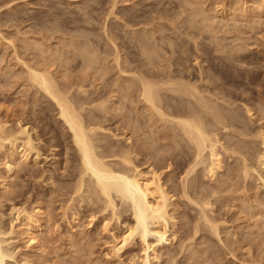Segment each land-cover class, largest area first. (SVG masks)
<instances>
[{
  "label": "rangeland",
  "instance_id": "rangeland-1",
  "mask_svg": "<svg viewBox=\"0 0 264 264\" xmlns=\"http://www.w3.org/2000/svg\"><path fill=\"white\" fill-rule=\"evenodd\" d=\"M111 11L114 13L111 14ZM144 38L147 39L144 40ZM138 40L145 41L143 43L146 44H148V40V46L143 44L144 52L152 47L151 44L154 45V48L148 50L149 52L154 51L152 60L155 59L153 63L156 64L149 66L150 72L157 73L159 71L160 74H168V71L170 73L172 70L174 72L171 71V73L174 75L180 72L182 76L185 75L186 82L199 84L196 86L199 87L201 95L203 94L207 101L213 102H210V105L215 104L216 107L220 105L217 107L221 111L220 113H228L226 115L228 117L230 115L241 117V120L234 121L236 122H233L234 124L229 122L235 127L230 125V127L227 126V129L219 128L221 132L218 138L221 146H218V151L222 156L223 163L218 173L212 178L209 174L207 175L206 169H203L205 165L202 164L204 167H200L201 165L200 168L197 167V177L199 178L197 182L200 183L198 185L206 192L211 191L210 201L212 205L210 206L213 208L207 207L210 209V211L207 210V215L209 218L211 216L212 222H216L215 225L218 224L219 236L213 231L211 232L204 221H197L200 219L199 216L201 217L200 207L197 203L194 205V202L188 201L186 198V201L184 202L185 199L183 198L182 202L181 194L176 196V193L172 192L176 199L172 201L171 209L173 211L170 212L174 221L170 222L175 223H170L169 235L175 234L177 240L173 241L171 245L165 244L158 247V253L161 255L159 263L174 264L173 261H176L175 264H264V182L260 179L264 177V167L259 164V158L264 151V141L261 137L264 131V0H0V124L5 123L7 136L9 134L10 137L14 135L12 138H15V140L11 138L13 141H10L9 137L8 141L2 142L4 145L0 143L1 186L2 180L6 176L5 162L7 163L11 159L10 156L14 148L21 153L22 145L24 141H28V138L32 148V154L29 155L28 161L19 160L18 162L17 160L20 165L18 164L19 166L16 167L13 177L10 179L9 189L4 192L0 187V230L7 234L0 237L4 253L6 257L8 255L5 263L132 264L133 259H136L138 263L143 257V246L138 237L121 253L120 257L113 255L110 248L113 243L111 232L113 231L116 236L120 237L124 232L123 224L132 221L133 217L130 216L131 212L127 210L128 204L126 202L122 204L123 201L116 198L120 214L116 217L119 218L116 219L114 216L115 219L112 220L111 217L113 218V216H111V209H109L110 213L105 214L109 218V223H112L105 230L103 229L105 228V226L103 227L104 221L99 217L101 216L99 213L96 214L99 218L96 216V220L94 219L92 225L90 224L91 215H95L91 211L98 206H103L104 202H99L98 198L91 192L92 182L89 175L85 176L84 183L85 187L87 184L90 187H83L81 194H78V196L81 195L80 197L72 195L75 201L68 199L71 197L72 191L74 192L76 189V182L80 173L77 171L80 168V163L77 158L73 157L77 154L71 140V132L63 124L58 109L50 98H45L46 96L41 92L37 93L38 89L30 86L29 80H26L27 66L33 67L35 65L45 66L50 70L52 68L53 70L50 72L55 76L57 83L60 82L61 87L82 79L83 77L80 76H85L83 74L85 72H83L82 67L83 56L79 54L86 52L90 45L88 51H92L93 48L96 55L101 57L99 58L97 55L96 62L98 63H94L91 71L87 72L88 76L83 78L85 82L83 85H85L86 90L91 91L90 93L94 91L95 94L101 91L103 93V90H107L105 86L108 88V85H105L106 79H108L106 84H109L110 80L115 82L118 77V70L111 69L114 64L113 60L117 49L114 46L116 47V45L119 47L117 50L121 54L122 61L124 60L125 63L126 60L125 66L129 65L130 59H135L136 64L140 67L134 64L135 62L132 63L131 67L137 66L135 67L136 73L139 68V72L142 69L144 72V68L146 69L145 72L148 71V67L142 65L146 56L144 54V58L142 57L143 54L141 53L144 52L142 46L137 43ZM81 43L82 45H80ZM136 44L139 47L135 46ZM144 45H146L145 50ZM150 45L151 47H149ZM77 46L81 47L78 48ZM80 49L84 50L83 53L82 50L80 52ZM59 57L60 59H58ZM137 59L138 62L140 60L139 63ZM166 60L169 61L166 62ZM22 63H25L26 67ZM51 64L52 66H50ZM102 65L103 67H101ZM109 65L113 71L105 77L104 81V77L99 76L102 74L103 68L104 70L105 68L109 69ZM161 66L163 69L160 68ZM23 67L27 69L25 70ZM97 67H100V72L96 69ZM94 71L100 74H95ZM63 73L64 75H62ZM200 77L205 79L204 81H207L205 83H209L210 87L204 83L202 85L200 83L202 78L200 79ZM102 78L103 81H101ZM126 78L132 79V77H125L124 79L121 77V81L126 82ZM121 81L119 87L117 85L118 90L125 87ZM181 81H184L183 77L180 78ZM117 88L115 85L113 90ZM118 90L117 93L115 92L117 95V97L114 96L115 100L120 95ZM107 92L108 90L104 93ZM133 93H135L136 96L134 94L133 96L136 98H132L134 101L132 100L131 103L127 102V108H124L125 112L124 109L122 110L126 115L124 117L126 120L121 117L122 121L125 120L123 123L119 121L121 120L120 116H116L110 121H105L104 128L106 129L101 131L100 144L105 139L103 145L107 144L108 141V143L114 144V147L110 148L109 151L116 150L115 147L119 145L120 147L117 149L119 151L122 149L121 145H124L125 150L127 147L128 150L132 149L131 157L134 165L137 166L138 164V167L142 166L141 168L144 167L145 169L153 164V167L156 166L160 159H166L168 161L166 166H168L172 162L168 158L172 152L175 155L179 153L180 159L186 157V159L192 160L194 158V156L191 158L193 150L195 155L193 144L189 145V142L183 143L185 141H182L183 145L181 140L178 141V138H174V134L171 132H180L174 131L170 123L163 125L168 130L172 128L171 132L170 130L165 131L162 122L160 123V118L154 115V117L150 116L151 113L139 105L141 100L139 93L135 91ZM107 95L110 96L111 94ZM107 98L108 96L105 95V99ZM212 98L213 100H211ZM103 100H99V102L97 100V102L100 103ZM111 100L113 99L111 98ZM120 106L122 105L118 104L117 110L108 115L115 114ZM142 107L144 111H142ZM224 110L226 112H223ZM208 117L212 118L210 115ZM153 118L156 123L152 122ZM136 122H140L137 123L138 126L135 124ZM157 122L161 124L165 134L160 131L162 128L160 129ZM225 123L229 125L227 122ZM23 127L26 128L27 132L20 135L19 132ZM112 133L114 136L108 135ZM105 136L107 137L105 138ZM125 136L130 142L125 139ZM116 139H122V141L117 142ZM175 140L178 143H175ZM172 141L175 146L178 145V150L174 149L175 146H172ZM116 143L117 145L120 144L116 146ZM179 143L181 144L179 145ZM223 145L225 146L224 151ZM180 146L183 154H181ZM229 146L235 147L236 150H233L235 154L231 152ZM187 153H191L190 157ZM164 154L165 156H163ZM182 155L184 156L182 157ZM157 156L159 157L156 159ZM203 158L206 160L204 162H207V155H204ZM183 167L184 165L181 167L173 165L174 172H169V174L166 167H164L165 170H161L162 173H167L162 174V180L163 182L166 181V186H169L167 187L170 192L172 187L181 189L182 177L180 176L185 168L187 169L186 166L184 169ZM246 168L247 170L249 168L250 173ZM245 172L248 173V176L245 175ZM170 175L175 179L173 184L172 182L169 183L167 179L168 177L171 178ZM214 190L216 191L214 192ZM213 192L214 196H212ZM191 199L195 200L196 197L193 196ZM15 206L16 208H25L28 212L37 211L40 208L43 212L41 215L35 216L36 220L43 221V232L38 231L37 233L38 247L31 248L29 246L23 225L14 220L17 216L15 213L12 214ZM109 211L107 210V212ZM42 214L45 216L44 218ZM76 215L81 218L79 217L75 221L73 218ZM21 221L23 223L22 217ZM196 222L201 229L199 228L200 232L193 237L191 232ZM12 225H14L13 230H11ZM11 231H13L12 234ZM108 231L110 232L108 233ZM150 239L151 242H155L153 237Z\"/></svg>",
  "mask_w": 264,
  "mask_h": 264
},
{
  "label": "bare ground",
  "instance_id": "bare-ground-1",
  "mask_svg": "<svg viewBox=\"0 0 264 264\" xmlns=\"http://www.w3.org/2000/svg\"><path fill=\"white\" fill-rule=\"evenodd\" d=\"M191 2H193V1H191ZM198 5H199V3H198ZM113 8H115V7H113ZM112 12L113 11H111V14H112ZM205 16H207V15H205ZM209 18H211V17H209ZM212 23H214V22H212ZM211 25H209V26L211 27ZM204 27L206 28V26H204ZM132 34H134V33H132ZM145 39H147V38H144V40ZM140 40H138L137 43L142 46V51H143V44H146V43H143L145 41H140ZM147 43L149 44L148 40H147ZM138 44H136L135 46H138ZM148 44H146V45L148 46ZM80 45H82V43ZM146 45H144L145 46L144 47V50L146 49ZM151 45H152V47L154 46L153 44H151ZM151 45L149 47H151ZM68 46H69V44H68ZM89 46H88V48H89ZM80 47H78V48H80ZM88 48H87V51L86 52L84 50L80 49V52L82 50V53H83V51H84V53L83 54H79V55H82L83 56V62H82L83 63V66L82 67H83V72H85V73H83L85 76H80V77H83V78L86 77V76H88L87 72L88 71L89 72L91 71L90 69L93 68L94 63H98V62H96V59H97V55L98 54L96 55V52H94L93 48H92V51H88L90 49V48L89 49ZM114 48H117L118 49L119 47H117V45H116V47L114 46ZM151 48L148 49V50H151ZM157 48H158V46H157ZM117 49H116V54H115V57H114L115 59L113 60L115 65L113 64L114 67L112 65L111 66L112 67L111 69L118 70L117 71L118 72V75L117 76L119 78L117 77V80L115 82H112V80H110L112 83L110 82L109 84H106V81L108 79H106V81H105V77L106 76H109L110 75V72L113 71V70L111 71L110 65L108 66L109 67L108 70H107V68H105V70L103 68V71H101L102 74L99 76V77H104L105 85H108V88H107V86H105V89L108 90V92L106 94L104 92H106L107 90L104 91L103 89H102L103 90V93H101L102 91L101 92L99 91L100 93H97V94H95V91L92 92V93H90L91 91L90 90L89 91L86 90V88L84 87L85 85H83L85 83L84 80H83V78L80 79V80H78V81H73L72 80L73 81L72 83L71 82H70V84L67 83V85H64V87L63 86L61 87L59 85L60 82L57 83V81L54 78L55 76L53 75V73L50 72L51 70H53L51 67H49V68H51V70H50V69H48V67L46 68L45 66L44 67H41V66L39 67V66H36V65L33 66V67L27 66V68H28V70H27L28 75H27L26 80L27 81L29 80V85L30 86L32 85V87H35V88L38 89V92L37 93L41 92L43 95L46 96L45 98H47V97L50 98V100L57 107L58 114L60 116V119L64 122L63 124H65V126L71 132V135L70 134L69 135L71 136L72 143L74 144V146L76 148L75 149V153L77 154V155H74L73 157L77 158L78 162L80 163V165H79L80 166V168H79L80 170L79 169L78 170L76 169L77 171H80V173L78 172L79 173V177H78V181L76 180L78 182V183L76 182V185L77 186L75 185L76 186V189L74 190V192L72 191L71 197L68 198V199H70L71 201H73L74 200V196H76V195L78 196V194H81V191L83 190V187H85V183H84V180L85 179L84 178H85L86 175H89L90 177L89 176L88 177H89V179L91 178V182H92V186H91V190L92 191L91 192H93L94 196L96 198H98L99 202L100 201H103L104 202L103 203L104 204L103 206H98V207H96V209H93L92 208L93 209V210L91 209L92 211L90 210L92 212V214L93 213L95 214V215H91L90 214L91 215V221H90L91 222L90 223L91 225L93 223V220L94 219L96 220V218L98 217L96 214L99 213V214H101V216H99V217L102 218L103 221H104L103 222L104 223L103 227L105 226V228H103V229L106 230V227L109 226V224L112 223V222L109 223V221H108L109 218L107 216L108 215L107 213H110L109 209H111V213H112L111 216H113V218L111 217L112 220L115 219L116 216H119L120 215L119 212H118V204L116 203V198H118V200L120 199V201H123L122 204L124 202H126L128 204V206H127L128 209L127 210H129L131 212V215L130 216L133 217L131 223H124L123 224L124 232H123V234L120 237L116 236V234H114L113 231L111 232L112 233L111 234L112 235L111 238H113V243L110 246V248H111V251L113 252V255H115L117 257H120L121 256V253L128 246H130V244H132L135 241L136 237H138L139 240H140V242H141V244H142V246H143L142 247L143 248V252H142L143 253V257L140 258V261L138 263L136 262V259H133L132 264H160L159 261H160L161 255H159V253H158V251H159L158 250V247L161 246V245H165V244L166 245H171L173 241H176L177 240L175 234L169 235V233H170L169 232L170 223H175V222H170V221H172L174 219V217L171 216L172 213L170 214V212L172 210L171 209V206H173L172 201L174 199H176V198H174L175 194L172 195V192L173 193H176V196L179 195V194H181V197L182 198H180V199L182 200V202H183V198L184 199L186 198L188 201L194 202V205H196V203H197L198 204V207H200L199 210L201 212V217L199 216L200 219H198L197 221L198 222H200L201 220L204 221L209 226V228L211 229V232L213 231L216 235H218V233H219V231H218L219 229H218V226H217L218 224L215 225L216 222L215 223L212 222L211 221L212 219H210L211 216L209 218V216L207 215V213H208L207 210L210 211V209L207 208V207L213 208L212 206H210V205H212V202L210 201V198H211V193L210 192L211 191L210 192H208V191L206 192L205 190H202L200 188V186L198 185L199 181L197 182V180L199 178L197 177L198 176V173H197L198 172L197 171L198 168L197 167H199L200 165H201L200 167H202L203 165H205V168H203V169H206L205 171L207 172V175L209 174V176H211L212 178L218 173V171L222 168L221 165L223 163L222 160H221L222 159L221 158L222 156H220V152L218 151V146L219 145L221 146L220 139L218 138V137H220L219 135H220V132H221L219 128L221 127L222 129H227V126L230 127V125H232L230 123H233L234 121L238 122V119L241 120V117L239 115H238L239 118L237 117V115H230L228 117V116H226L228 113H226V114L224 113L225 115L223 113H220L221 111H219V109L217 108L220 105L216 107L215 104H212V105H214L212 107V105H210L211 104L210 102H212V101H210V102H209V100L207 101L204 98V95L203 94H202L203 96L201 95V92L199 91V87L197 88V86H199V84L198 85L197 84H192L193 82L191 83L190 81H187L186 82L185 81V78H184L185 75L182 76L179 71H178L179 73L177 75L176 74L175 75L172 74L171 73L172 70L170 71V73L168 71V74L167 73L166 74H160L159 71H157V73L156 72L155 73L150 72V69L151 68L149 69V66L151 67V66H153L155 64V63H153V61L155 59L152 60L153 59V53H154V51H150L149 52L146 49L145 52L143 51L144 53H141V54H143L142 57L145 54L146 59L144 57L143 58H144L145 61H147V62L143 61V64L142 63L141 64L143 65V67L144 66L146 68L148 67V69H147L148 71L145 72L146 69L144 68V72H143L142 71L143 69L141 68L142 70H141V72H139L140 71V68H139V70H137V73H136L135 67H137V66L133 67L134 66L133 65L132 66L133 69L131 67L132 63L135 62V59L133 60V59H130L129 58L130 59V62L129 63L127 62L129 65L128 66H125L126 60H125V63L123 62L124 60L122 61L121 54L119 53V50H117ZM140 50H141V47H140ZM157 53H159V52H157ZM157 53H155V54H157ZM59 56L61 57L60 54H59ZM60 57L58 59H60ZM100 57L101 56H99V58ZM154 58H156V57L154 56ZM101 60H102V58H101ZM50 61H52V60H50ZM168 61L166 60V62H168ZM54 62L56 63V61H54ZM137 62H138V59H137ZM139 62H140V60H139ZM123 63H124V65H123ZM44 64H46V63H44ZM65 64H67V63H65ZM134 64H136V62ZM62 65L65 66L64 64H62ZM136 65H138V64H136ZM23 66L26 67V64L24 63ZM50 66H52V64ZM25 67H23V68H25ZM101 67H103V65ZM138 67H140V66L138 65ZM27 68H25V70ZM99 68L97 67L96 69H98V71L100 72L101 69L99 70ZM160 68L163 69L162 66ZM168 68H171V67H168ZM78 69H80V68H78ZM199 71H200V69H199ZM95 72L96 71H94V73ZM161 72H162V70H161ZM172 72H174V71H172ZM64 73L62 75H64ZM98 73H95V74H98ZM81 74H82V70H81ZM62 75H61V77H63ZM121 77H123V79L125 77H128V78L129 77L130 78L132 77V79H127L126 78L125 79L126 82H124V80L122 82L121 81ZM178 77H180V78L183 77L184 81H181L180 82V78H179L178 79L179 82H178V80H177ZM201 78L202 77H200V79ZM190 80H192V79H190ZM204 80L205 79L202 78V81H204ZM101 81H103V78H102ZM120 81L122 83H124L123 85L126 88L125 87H124V89L123 88L122 89L119 88L120 90H118L117 85L119 87V82ZM202 81L200 80V83L201 84L202 83H204V84L207 83V81H204V82H202ZM125 83H126L127 86L125 85ZM208 84H206V85H208ZM115 85H116V88L117 89L116 90H113L115 88ZM112 86L114 87L113 89H112ZM120 86H122V85H120ZM200 87H201V85H200ZM207 87H210V86L208 85ZM92 89L94 90V88H92ZM205 89H206V87H205ZM205 89H203V90H205ZM117 90H118V92H119L120 95L115 100L114 99L115 98L114 96L117 97V95L115 94V92L117 93ZM134 91L137 92V93H139V97L141 98L139 105L140 106L142 105L144 108H146V110L151 113V115L149 114L150 116H152V117H154V116L157 117L158 116L160 118V123L162 122V126L163 127L165 126L163 124L170 123L172 125L174 131H177L178 130V132H180V133L175 132V133H177V134H175L174 132H171L172 128L169 129L170 132L174 134V138H178L179 139L178 141L181 140L180 141L181 143H182V141H185L183 143L189 142L188 143L189 145L190 144H193L194 149H195V155L193 154L194 153V150H193L192 151L193 152L192 153L193 155L190 153L191 154V158L194 156V158L192 160L191 159H189V160L186 159V157H183L184 155H182L183 159H180L179 158V156H180L179 153H177L178 155H175L172 152L173 155L171 154L170 157L168 156L169 160H172V162L170 161L171 163H169L168 166H166V163H168V161L166 159H160V161L157 162L158 164L156 162H154V163L157 164V165L155 164L156 166L153 167L154 164L152 163L153 164L152 166L150 165V166L146 167L147 169H145L144 167L141 168L142 166L141 167H138V164L137 163H136L137 166L134 165V162L132 160L133 158L131 157V155L133 153V152H131L132 151L131 147H129L131 150H128L127 149L128 147L125 150L124 149L125 147H123L124 145L123 146L121 145V148L122 149H120L121 151H119L117 149H118V147H120V145H119L121 143L120 142V143H118L119 146L117 145V143L115 144L116 146H118V147H115L116 150L113 149V151H109L110 148H113L114 147V144H112L111 142L108 143L109 141L107 142V140H106L107 144L103 145L102 143H103V141H105V139H103V141L101 143L102 145L100 144V141L101 140L99 139L100 138L99 136H101V134H102L101 131L103 132L106 129V128H104V125H106V124H104L105 121H108V120L110 121L113 118H116V116H120V118L121 117L122 118L126 117L125 113H123L122 110L125 107L127 108V105H126L127 102L131 103V102L134 101L132 98H134V99L136 98V97L133 96V94L135 95V93H133ZM103 94H105L106 96H108V98L111 97L113 100H111V98H110V100H108V98L105 99V95H103ZM107 94H111V95L109 96ZM137 96H138V94H137ZM97 100H98V102H99V100H103V101H101L100 103H98ZM211 100H213V98ZM170 101H172L174 103H172ZM96 102H97V104H96ZM135 103H137V102H135ZM215 103H217V102H215ZM118 104L119 105H122V106H120V108L118 110L119 111V114H118V111H117L115 114L112 113V115H108L111 112H115L117 110L118 107H116V106ZM143 107H142V109H143ZM136 110H137V108H136ZM225 110L223 112H226ZM247 110H248V108H247ZM120 111H121V114H120ZM128 111H130V110L128 109ZM139 111H141V110H139ZM142 111H144V109ZM124 112H125V109H124ZM248 112H249V110H248ZM137 113H140V112H137ZM231 114H234V113H231ZM209 115L212 116V118H209L208 117ZM144 116H146V115L144 114ZM150 116H149V118H150ZM130 117H132V116H130ZM138 117H140V116H138ZM122 118L119 121H122ZM159 118H158V121H159ZM150 120H152V119H150ZM124 121H122V122L124 123ZM153 121H154V118H153L152 122ZM149 122L151 123V121H149ZM225 122H227L229 125H226ZM236 122H234V123H236ZM137 123H140V122H136L135 124H137ZM157 123H159V122H157ZM160 123H159L160 129L162 128V130H160V131H163V133H164L163 127H161V124ZM4 124L3 123L0 124V141H1L0 143H2V142L4 143L5 141H8L9 139H10V141L12 139L15 140V138H12L14 135H12V137L9 136L10 134L7 136L8 133L5 130V128L7 126H5ZM171 125H169V126H171ZM137 126H138V124H137ZM154 126H157V125H154ZM232 126L235 127L234 125H232ZM165 127H164L165 131L168 130ZM123 129H124V127H123ZM127 129H128V126H127ZM157 130H158V128H157ZM26 132H27L26 131V128L24 129V127H23L21 129V132H19V134L21 135L23 133V135H24V133L26 134ZM20 135H18V136H20ZM108 135L109 136L110 135L112 136L113 133L112 134H108ZM166 135L169 136L168 134H166ZM117 136H118V134H117ZM167 136H165V137L167 138ZM106 137L107 136H105V138ZM137 137H139V136H137ZM172 137H173V135H172ZM261 137H262V139L264 141V131L262 132ZM125 139L127 140L126 136H125ZM128 139H129V137H128ZM116 140H117V142L120 141V140L122 141V139H120V140L116 139ZM171 140H173V138H171ZM114 141H113V143H114ZM106 142H104V143H106ZM123 142H125V141H123ZM128 142H130V141H128ZM174 142L175 143H178V142H176V140ZM169 143H171V142H169ZM172 143H173V141H172ZM181 143H179V145ZM23 145H22L23 150H21L22 151L21 153L18 152L17 149L15 150V148H14V151L12 150L13 153L10 156L11 159L8 160L7 163L5 162V165H6V176H5V179L2 180V186L0 185L1 189H3L4 192L9 189L10 179L13 177V174L15 172L16 167L20 165L19 163H17V160H18V162H19V160H22V161L23 160H27L28 161L29 155L32 154L31 153L32 148H31V143H30L29 138H28V141L27 142L24 141V144ZM147 145H148V143H147ZM173 145H174V143L172 144V146ZM0 146H1V144H0ZM231 146H233V145H231ZM231 146H229V149H231L232 151L231 150L230 151L231 152H234V154H235V151H233V150H236V149H235V147L232 148ZM177 147H178V145L175 146L174 149H177ZM179 148L181 149V146ZM224 148H225V146L223 145V151H224ZM263 148H264V145H263ZM229 149H227V150L229 151ZM227 150H225V152ZM160 152H162V151H160ZM182 152H183V150L181 149V154L184 153V152L183 153ZM185 152H187V151H185ZM204 153H206V154H204ZM187 154H189V153H187ZM190 154H189V157H190ZM134 155L135 154H133V156ZM155 155H157V154H155ZM159 155L162 156V154H159ZM204 155H207V162H204V161H206L205 158H203ZM152 156H153V154H152ZM163 156H165V154ZM185 156H186V153H185ZM158 157L159 156H157L156 159ZM134 158H136V156H134ZM154 159H155V156H154ZM6 161H7V158H6ZM259 161H260L259 164H261V166L264 167V151L261 154V156L259 158ZM173 165H176V166L178 165L179 167H181L182 165H184V167L186 166L187 169L185 168V171L184 172L182 171L183 173L180 176V177H182L181 178L182 179L181 180V183H182L181 189H179L178 187H172L170 189L171 190V192H170L169 189H168L169 186L168 185H167L168 187L166 186V181L163 182V180H162L163 179V177H162L163 175L162 174H164L165 172L162 173L163 171H161V170L164 169V167H166L168 174H169V172H174L173 169H172V166ZM184 167H183V169H184ZM239 167H240V165H239ZM246 170H247V168H246ZM248 170H249V168H248ZM77 171H75V172H77ZM72 172H73V170H72ZM167 173H165V174H167ZM248 173H250V172L248 171ZM248 173L245 172V175L248 176ZM182 175H184V176H182ZM191 175H193V176L191 177ZM164 176H166V175H164ZM170 177H171V175H170ZM173 178L174 177H171L170 179H169V177L167 178L169 180V183L172 182V184H173V180H175ZM263 178H260V179H262L263 182H264V179ZM245 179L247 180V178H245ZM88 183H89V181H88ZM174 183H175V181H174ZM75 186H74V188H75ZM88 186L89 185L87 184L86 187H88ZM215 191L216 190H214V192ZM214 192H213L212 196H214ZM88 193H89V196H90V192L89 191H88ZM65 195L68 196V194H65ZM72 195H74V196H72ZM84 195L88 197L87 194L84 193ZM192 195L196 197V199H195L196 201L193 200V199H191V197H193ZM69 196H70V194H69ZM80 196H78V197H80ZM3 197H4V195H3ZM186 199L184 200V202L186 201ZM88 200L89 199H87V201ZM94 201L96 202V200H94ZM89 202H90V200H89ZM91 203H93V201H91ZM68 205L70 206L71 203L68 204ZM68 205H67V207H69ZM97 205H95V206H97ZM90 206H91V204H90ZM179 206H178V208H179ZM107 210L109 212H107ZM194 210H195V208H194ZM12 211H13L12 214L15 213L17 215L15 217L16 219H14V220H17V222L20 223L21 225H23L22 227H24V231L26 233L25 235H27V239H28V242L30 244L29 246H31V248L32 247L33 248L38 247L39 246V239L37 238V233H38V231H42L43 232V224H42L43 221L40 222V221L36 220L35 216L37 214L41 215V213H43L41 211V209L39 208V209H37V211L35 210L33 212L32 211L31 212H28V210H26L25 208L21 209V208H18V207L16 208V206H15ZM65 211H66V209H65ZM77 215H78V213H77ZM77 215L75 216V218H73L75 221L77 219H79V217H80V216L78 217ZM12 216H15V215H12ZM21 217L23 218V223L21 221ZM42 217L44 218L45 216L42 214ZM117 218H119V217H116V219ZM40 220H43V219L40 218ZM44 222H45V220H44ZM116 222H118V221H116ZM198 222H196V225L193 226L194 227L193 228V231L191 229V231L193 233L191 231H188V232H191V234H193L192 235L193 237H195L196 234L198 232H200L199 228L201 229V227H199L200 225H198ZM199 224H201V223H199ZM173 225L175 226V224H173ZM13 226L14 225L11 226L12 227L11 230H13ZM12 232L13 231H11L10 233L12 234ZM18 232H19V230H18ZM109 232L110 231H108V233ZM4 234H6V233H4V232H2V230H0V237L2 235H4ZM150 237H153L155 239V242H151L150 241L151 240ZM193 239H195V238H193ZM107 244H109L108 241H107ZM7 257H8V255H7ZM7 257H6V254L4 253L3 248H2L1 239H0V264H7V263H5V259ZM130 261H131V259H130ZM175 262L173 261L174 264H175Z\"/></svg>",
  "mask_w": 264,
  "mask_h": 264
}]
</instances>
